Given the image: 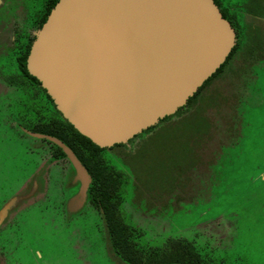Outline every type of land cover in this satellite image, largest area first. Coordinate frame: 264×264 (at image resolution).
I'll return each mask as SVG.
<instances>
[{
  "label": "rangeland",
  "instance_id": "rangeland-1",
  "mask_svg": "<svg viewBox=\"0 0 264 264\" xmlns=\"http://www.w3.org/2000/svg\"><path fill=\"white\" fill-rule=\"evenodd\" d=\"M234 1L219 0L230 10ZM46 3L0 0V264H126L101 211L80 195L87 178L29 133L50 114L43 92L10 76L13 41L31 37ZM254 6L256 17L242 19L264 35V0ZM250 47L240 41L239 59L189 106L101 151L120 175L122 221L144 251L179 240L207 264H264V54Z\"/></svg>",
  "mask_w": 264,
  "mask_h": 264
},
{
  "label": "water",
  "instance_id": "water-1",
  "mask_svg": "<svg viewBox=\"0 0 264 264\" xmlns=\"http://www.w3.org/2000/svg\"><path fill=\"white\" fill-rule=\"evenodd\" d=\"M26 69L99 147L127 142L184 106L222 65L235 33L214 0H57L33 32ZM87 181L89 175L60 139Z\"/></svg>",
  "mask_w": 264,
  "mask_h": 264
},
{
  "label": "trees",
  "instance_id": "trees-1",
  "mask_svg": "<svg viewBox=\"0 0 264 264\" xmlns=\"http://www.w3.org/2000/svg\"><path fill=\"white\" fill-rule=\"evenodd\" d=\"M57 0H47L45 9L40 16V21L35 24L39 28L45 21L50 9ZM21 38V37H20ZM34 35L26 41L15 40L12 46L15 51L17 73H11L13 80L24 83L27 86L33 84L44 93L46 98V112L49 116L39 118L32 123L31 131L47 134L60 139L74 152L78 160L85 167L89 175V184L86 194L90 201L102 213L105 231L109 246L120 260L126 264H207L195 247L189 243H181L179 240H171L172 248L161 253L160 250L150 248L144 251L137 246V236L133 228L122 221L119 205L121 203L119 173L107 165L101 155L103 147H99L89 138L80 134L72 124L65 120L55 108L52 99L41 87L36 77L28 73L26 69V56ZM218 71V70H217ZM10 79V77H9ZM11 80V79H10ZM193 95L196 96L199 90ZM190 98L191 99H193ZM51 144L54 159L67 158L62 148L56 143L43 138ZM119 145V144H117ZM111 168V169H110ZM170 241V240H169Z\"/></svg>",
  "mask_w": 264,
  "mask_h": 264
},
{
  "label": "flooded vegetation",
  "instance_id": "flooded-vegetation-1",
  "mask_svg": "<svg viewBox=\"0 0 264 264\" xmlns=\"http://www.w3.org/2000/svg\"><path fill=\"white\" fill-rule=\"evenodd\" d=\"M214 2L216 3V5L218 6L222 16L224 18H226L230 25L233 27L234 29V33H235V44L234 46L232 47L229 55L226 57V60L222 63V65L202 84L201 86V89L210 81V80H214L216 77H218L223 69H224V66L227 64V62L231 59H235L238 60L239 59V55L241 54V51H242V48H240V41H248L249 42V45L251 46L250 49H253V51H258L260 53H263L264 54V35L262 33V29L257 26L258 24L257 23H254V22H250V21H243L242 19V16H248L252 10L253 12L255 11L254 13V16L252 15L251 17H256V11L257 9L259 8V6H254L255 5V0H237V1H234L233 3V6L234 8L233 9H226L220 2L219 0H214ZM255 8V9H253ZM252 12V13H253ZM41 16V15H40ZM40 16L39 18L37 19V21L35 22L38 23L40 21ZM246 18V17H245ZM23 31V30H22ZM14 42L15 40L13 41V44L14 45ZM12 47V46H11ZM9 47V48H11ZM244 52H246L244 50ZM30 84L29 82H27V85ZM248 85H252V82H248ZM249 87V86H248ZM251 87H249L250 89ZM201 89L199 90V92L201 91ZM198 91V90H197ZM41 92V91H40ZM42 93V92H41ZM196 93V92H195ZM194 93V94H195ZM44 95V93H43ZM198 95V94H197ZM196 95V96H197ZM196 96H191L190 98H195ZM250 97V96H249ZM245 98V100H241L239 102L242 103V102H246V100L249 98ZM190 98L187 100L186 104L180 108H178V110L182 109V108H185L187 106H189V103L192 101V99L190 100ZM44 102V103H43ZM43 103V106L46 107V102L44 100V97H42V101L40 102V105L42 107V104ZM178 110H176L173 114H175ZM173 114H170L168 116H165L164 118L160 119L159 121L173 115ZM158 121V122H159ZM157 122V123H158ZM156 123V124H157ZM155 124V125H156ZM155 125L153 126H150L146 129H144L142 132L138 133V134H141L143 132H146L148 130H150L152 127H154ZM33 132V131H32ZM138 134L134 135L132 138L136 137ZM132 138H130L127 142H129ZM127 142L125 143H121V144H126ZM117 145V144H115ZM120 145V144H119ZM114 146V145H113ZM110 148V147H108ZM79 186L81 185V181L79 180ZM89 184V181L87 183V186ZM87 189V188H86ZM86 193V192H85Z\"/></svg>",
  "mask_w": 264,
  "mask_h": 264
}]
</instances>
